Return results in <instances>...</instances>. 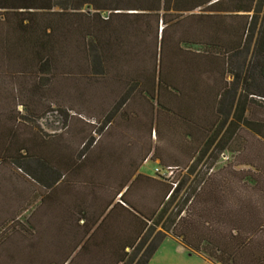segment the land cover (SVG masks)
Listing matches in <instances>:
<instances>
[{
	"label": "trees",
	"instance_id": "16d2710c",
	"mask_svg": "<svg viewBox=\"0 0 264 264\" xmlns=\"http://www.w3.org/2000/svg\"><path fill=\"white\" fill-rule=\"evenodd\" d=\"M0 13V78L42 88L77 60L88 78L113 72L126 88L102 127L117 112L115 125L147 135L144 153L171 172L137 174L144 159L106 164L109 154L57 159L25 132L26 115L39 116L1 99L0 169L29 186L1 241L18 234L32 254L54 232L64 258L43 264H147L170 236L213 264H264V0H0ZM141 37L149 67L125 69ZM166 135L175 153L160 146ZM252 143L262 156L248 155ZM221 154L230 164L217 166Z\"/></svg>",
	"mask_w": 264,
	"mask_h": 264
},
{
	"label": "rangeland",
	"instance_id": "374dc122",
	"mask_svg": "<svg viewBox=\"0 0 264 264\" xmlns=\"http://www.w3.org/2000/svg\"><path fill=\"white\" fill-rule=\"evenodd\" d=\"M84 12L88 11L85 9ZM140 42V44L137 43L135 45L136 52L134 53V58L132 57L130 60L131 62L133 59L136 61L127 62L125 69L144 71L143 68L149 67L145 63L144 55L145 49H150L149 45L147 42L145 43L143 37H141ZM133 66L135 67L134 69ZM68 67L71 71L69 76L60 75L53 77L48 82L49 84L42 88L41 86L35 88L36 79L29 76L18 75L11 80L0 78V102L2 99L4 102L9 101L11 106L16 102L25 103L29 106L31 112L39 116V118L31 117L27 114L25 119L27 121L30 120L32 129L25 128V132L28 131L30 132L29 134L34 135L32 137L40 138L45 143H48L49 152L57 159L67 155L74 159L76 158L77 161H81L83 155L92 158V156L99 155L101 157L107 153L109 154V159H106L104 163L117 164L122 155L121 150L127 147L128 158L135 156L139 160L144 154L147 144H149L147 135H141L138 133L139 130L136 129L115 125L118 119V116H116L117 112L113 114L110 122L102 127L105 117L111 115L115 111L116 106H118L117 99L126 88L123 82L110 80V75H113V72H108V77L104 80L100 77L98 67L96 68L98 75L88 78L94 72H85L86 67L83 66L81 60L75 61ZM77 68H81L82 72H75ZM260 89L264 92V83L260 84ZM260 100L264 101V99ZM125 108L127 109V104ZM16 110L21 114L24 112L20 106L16 107ZM113 118L114 120H112ZM119 123L122 122L119 120ZM123 135L129 137H123ZM24 138L27 139V136H24ZM175 141H177L176 137L166 135L164 141L160 142V146L165 152L175 153ZM256 148L257 145L252 143L248 148V155L251 157L257 154L261 155V151H256ZM77 156H80V159ZM231 161L232 159L229 155L221 154L216 164L217 166H222L230 164ZM260 163L264 165V155L261 157ZM157 168V163L147 158L140 167L139 172L145 176L154 177V171ZM109 169H112V166ZM180 174L182 175L183 173ZM15 187L22 189V194L14 193ZM0 188L3 191L0 194V224L3 226L11 225L14 220L12 224L15 225L17 224L16 222L21 220V218L19 221L16 220V213L25 208L26 202L29 200V186L12 177L9 174V170L0 169ZM42 209L35 211L37 224L39 221H45L44 223H46L45 212ZM32 211V208H28V211L21 214V216L26 217ZM31 222H34V218ZM44 229L45 225L39 228L41 232ZM52 234L54 235V232ZM7 235L11 236L8 238L9 240L6 239V242L3 240L5 243L1 241L2 237L0 238V264H43L54 261L60 262L64 258L65 254H63L64 251L61 249L62 243L54 239L53 235L46 237V234H44L40 241L41 243H37L39 244L37 247H32L35 252H32V254L21 236L15 233ZM26 236L30 237V239L33 238L31 233L30 235L26 234ZM63 239L61 240L63 241ZM64 241L68 242L66 239ZM141 253L138 254V258ZM17 254L18 258L13 261ZM147 264L213 263L203 256L189 252L173 241L170 236H167Z\"/></svg>",
	"mask_w": 264,
	"mask_h": 264
},
{
	"label": "crops",
	"instance_id": "0c3cea01",
	"mask_svg": "<svg viewBox=\"0 0 264 264\" xmlns=\"http://www.w3.org/2000/svg\"><path fill=\"white\" fill-rule=\"evenodd\" d=\"M127 147H124L122 150H121V157H120V159H119V161H118V163L117 164H139V162L142 160V159H144L140 164H141V166H142V164L145 162V160L147 159V158H149L150 159V156H151V150L148 152V153H144L140 158H139V160L138 159H136L135 158V156H132V157H129L128 158V153L129 152H127ZM105 154V153H104ZM107 154V153H106ZM124 156H127V157H125L124 158ZM124 158V159H123ZM122 160H123V162H122ZM138 160V161H137ZM98 162V161H97ZM140 166V167H141ZM140 167H139V169H140ZM139 169L137 170V174H141L140 172H139ZM141 175H143V174H141ZM149 177V176H148ZM150 177H152V176H150Z\"/></svg>",
	"mask_w": 264,
	"mask_h": 264
},
{
	"label": "built area",
	"instance_id": "2783aa9c",
	"mask_svg": "<svg viewBox=\"0 0 264 264\" xmlns=\"http://www.w3.org/2000/svg\"><path fill=\"white\" fill-rule=\"evenodd\" d=\"M155 174H157L158 176L162 177V178H167L170 180L171 178V172L167 171V170H161L159 168L155 169Z\"/></svg>",
	"mask_w": 264,
	"mask_h": 264
}]
</instances>
